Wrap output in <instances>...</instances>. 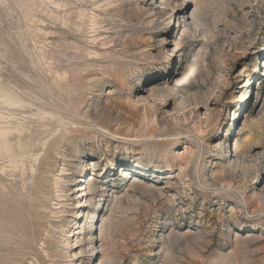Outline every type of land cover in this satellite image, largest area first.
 Segmentation results:
<instances>
[{
    "label": "rangeland",
    "instance_id": "obj_1",
    "mask_svg": "<svg viewBox=\"0 0 264 264\" xmlns=\"http://www.w3.org/2000/svg\"><path fill=\"white\" fill-rule=\"evenodd\" d=\"M0 264H264V0H0Z\"/></svg>",
    "mask_w": 264,
    "mask_h": 264
}]
</instances>
